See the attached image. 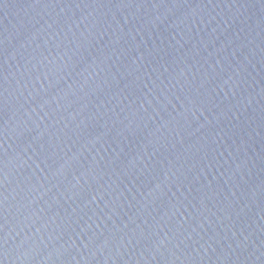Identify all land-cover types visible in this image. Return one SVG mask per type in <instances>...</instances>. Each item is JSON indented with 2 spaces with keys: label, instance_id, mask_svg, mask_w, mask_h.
<instances>
[{
  "label": "water",
  "instance_id": "obj_1",
  "mask_svg": "<svg viewBox=\"0 0 264 264\" xmlns=\"http://www.w3.org/2000/svg\"><path fill=\"white\" fill-rule=\"evenodd\" d=\"M0 264H264V0H0Z\"/></svg>",
  "mask_w": 264,
  "mask_h": 264
}]
</instances>
